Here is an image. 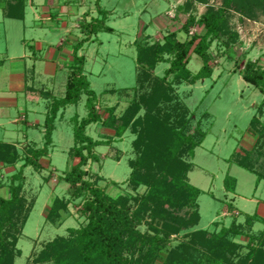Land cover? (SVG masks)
Wrapping results in <instances>:
<instances>
[{
  "label": "rangeland",
  "instance_id": "rangeland-1",
  "mask_svg": "<svg viewBox=\"0 0 264 264\" xmlns=\"http://www.w3.org/2000/svg\"><path fill=\"white\" fill-rule=\"evenodd\" d=\"M0 1V141L16 144L24 157L34 144L39 148L44 145L43 124L48 102L42 94L49 91L56 98L65 95L70 74L67 65L72 61L73 45L84 37L80 24L98 17L97 0H27L28 7L33 5V8H28L23 21L7 18L5 1ZM225 2L102 0L101 7L109 12L107 24L114 32L101 33L96 42L87 43L80 51L87 60L86 75L98 95L97 111L102 118H108L113 108L116 116L121 117L134 100L140 102L143 95L152 93L153 79L144 81L137 94L131 91L120 95L110 91L138 86L137 42L147 38L151 44H164L171 35H175L177 41L185 42L195 35H203L205 29L198 20L209 8H222ZM243 2L232 1V10H228L231 28L240 36L239 43L231 51L217 43L210 50L213 77L194 85L173 83V101H163L160 106V118L169 120L174 131L175 128L182 131L187 128L188 133L193 134L202 127L207 133L205 141L196 149L194 159L186 160L194 166L187 174L188 182L204 192L198 201L201 215L198 225L177 231L178 224L174 220L167 221L155 213L156 204L167 209L175 207L174 211H169L176 217L189 218L192 210L169 202L172 194L167 189L179 169L171 171L166 161L159 162L156 151H152L151 158L147 159L149 163L140 168L141 153L136 152L133 144L142 132L141 127L133 129L130 126L120 139L115 136V130L101 124L87 129L88 135L104 144L95 150L100 161H90L85 167L87 179L105 190L114 202L126 206L140 223L139 230L155 240L157 244L148 257L150 264H207L208 251L201 248L204 239L199 235L197 244L192 236H197L199 230L219 234L223 229H230L234 219L244 226V235L235 237V242L244 246L248 242L247 234L258 236L264 231L262 223L245 227L248 216L264 215V182L258 185L254 174L229 162L236 155L245 156L244 135L249 130L257 134L256 126L251 123L259 117L258 107L264 102V94L242 77L248 60L264 67V10L252 7L250 3L248 10ZM188 22L192 23L186 32ZM190 56L188 68L196 74L202 63L193 52ZM168 68V63L160 64L153 76L164 77ZM172 78L170 76L168 81L172 82ZM144 112L143 109L140 116ZM59 115L53 133L54 146L48 157L42 159L43 170L24 169L23 193L28 205H34L25 230L13 248L12 264H58V258L59 264H69L67 245L75 237L74 232L87 223L82 200L74 197L70 185L62 180L64 174L79 162L78 159L71 161L69 151L75 145L74 117L87 116L86 97L79 105L69 106ZM260 118L264 123V116ZM257 140L248 143V151L257 150ZM21 166L22 163L16 167L0 163V182L3 183L0 196H9L7 185ZM133 167L146 179L145 184L131 182ZM227 176L236 184L234 191L225 189ZM152 193L158 194L155 203ZM161 196L165 198L163 202ZM59 198L68 204H54ZM252 199L261 204L252 203ZM229 203L237 208L233 213L227 210ZM143 204L151 205L147 211H142ZM215 222L221 225L215 228ZM228 236L233 238L231 234ZM61 238L65 239L64 243L54 248ZM7 239L12 242L11 236ZM254 250L264 253V236L255 245L241 249L239 258L234 259L231 253L226 255L228 260L222 262L238 264V259ZM135 256H139V251Z\"/></svg>",
  "mask_w": 264,
  "mask_h": 264
},
{
  "label": "trees",
  "instance_id": "trees-1",
  "mask_svg": "<svg viewBox=\"0 0 264 264\" xmlns=\"http://www.w3.org/2000/svg\"><path fill=\"white\" fill-rule=\"evenodd\" d=\"M4 1V11L7 18L25 20L27 0ZM101 1L97 0L96 2L98 17L92 18L90 21L84 20L80 24L84 37L73 45L72 61L67 65L70 74L66 83L65 95L56 98L49 91L42 94L48 102V113L43 124L45 129L43 147L39 148L34 144L29 148L27 155L22 157L16 144L0 141V163L6 167H16L22 163L18 173L11 176V183L7 185L9 196H0V264H12L11 259L15 257L13 248L19 242L32 213L34 203L29 206L23 193L24 169L32 167L36 171L43 170L42 159L48 157L54 146L53 133L56 130L59 114L69 106L79 105L84 96L86 97L87 116L82 119H79L78 116L74 117L75 145L69 151L71 161L78 159L79 162L72 166L62 178L66 184L70 185L74 197L82 200V212L87 220L85 225L74 232L75 237L67 245L68 253L66 255L71 260L69 264H150L148 257L154 250L153 246L157 244L154 239L147 237L139 230L140 223L135 216L130 214L126 206L114 202L105 190L87 179L89 175L85 167L90 161H100L95 150L104 145L102 141L95 140L87 133V129L94 124L112 128L115 130V136L118 139L123 137L130 126L133 129L141 127L142 132L139 133V137L133 144L136 152L141 153L140 168L149 163H147V159L151 158L152 151H156L159 155V162L166 161L167 168L170 170L179 169L176 178L167 189L168 193L172 194L169 196V202L174 206L180 204V207L192 210L189 218L176 217L173 212L175 207L169 206V209L173 210L169 211V209L162 207V204H156L153 208L155 213L161 218H166L167 221L174 220L176 225L178 224L177 231L187 229L190 226L194 227L201 221L198 201L204 192L188 182L187 174L193 170L194 166L186 160L187 158L194 159L195 151L205 141L207 133L202 127L193 134H189L187 128L183 131L175 128L174 131L169 120L163 121L160 118L162 113L160 106L163 101H173V93H175L173 83L186 82L194 85L199 81L213 77L214 69L211 66L210 50L215 43L225 47L226 51L233 50V47L239 43L240 36L231 28L228 13V10H232L231 4L234 0H226L224 7L219 9L209 8L200 17L198 24L205 29L203 35H195L185 42L177 41L175 35L168 36L164 44H151V40L147 38L137 42L135 45L137 50L136 64L139 66L138 86L110 91L111 93L118 92L120 95H126L131 91L137 94L138 90L144 86V81L153 79L152 93L150 96L143 95L140 102L134 100L121 117L116 116L114 108L110 109L109 116L105 120L97 111L98 95L92 89L91 81L86 75V57L80 55L84 46L91 41L96 42L101 33L114 32V29L107 24L109 12L101 7ZM243 3H246L248 10L250 4L253 5L252 7L264 10V0H244ZM190 23L192 22H188L185 27L186 32H189L188 25ZM192 52L202 63L201 69L196 74H193L188 68ZM226 55L228 54L226 53ZM167 56L169 58H166ZM164 62L169 64L165 76L162 78L153 76L156 68ZM170 76L173 77L172 82L168 81ZM242 77L244 81L264 94V67L260 66L258 62L248 60ZM143 109L145 110L144 115L140 116ZM257 112L259 117H255L251 123L253 127L256 126L254 130L258 136L257 150L254 151L255 148L251 151L244 149L245 156L236 155L229 162L256 175L257 181L260 183L264 181V123L260 118L264 116V102L258 107ZM133 170L131 182L140 185L145 184L146 179L140 175L139 170H135L134 167ZM231 183L232 185H230ZM2 185L3 183L0 184V187ZM235 187L234 181L227 176L225 178L226 190L228 192L234 191ZM156 195L152 193L151 196L154 203L157 201L156 197L158 196ZM159 198H161V202L165 199L164 196ZM54 202V204H68L61 198ZM149 205L151 204H143L142 211H147ZM228 208L232 213L236 210L232 204H229ZM51 214L53 215L52 211L49 214L52 222ZM255 223L264 224V219L259 218L256 214L249 216L245 227L251 228ZM220 225V222L214 223L215 228ZM229 234L233 238L230 239ZM199 235L204 239V242H201L202 250L208 251L207 264H223V260H228L226 256L228 254L233 253L234 259L239 258V251L244 247L255 245L264 236V231L258 236L247 234L246 246L235 242V237L244 235V226L239 224L236 219L233 220L230 229H223L219 234L209 230H199L197 236H192L196 239L197 244H199L197 242ZM10 236L12 242L7 239ZM64 240V238L58 239L53 247L56 248L63 244ZM147 247L149 250L144 253ZM219 248L223 253L220 252ZM138 251L139 256L136 257L135 253ZM238 260V264H264V253L260 250H254L251 254L242 256ZM57 263L59 264V258Z\"/></svg>",
  "mask_w": 264,
  "mask_h": 264
},
{
  "label": "crops",
  "instance_id": "crops-1",
  "mask_svg": "<svg viewBox=\"0 0 264 264\" xmlns=\"http://www.w3.org/2000/svg\"><path fill=\"white\" fill-rule=\"evenodd\" d=\"M0 3H1V1H0ZM28 8H30V9H32L33 8V5H31L30 7H28L27 6V10H28ZM26 13H27V11H26ZM25 19H26V15H25ZM44 59V58H43ZM45 59H47V58H45ZM59 67H60V65H59ZM58 66H57V68H56V71H58L60 68H59ZM34 69H35V66H34ZM27 84H25V86H26ZM18 123V122H17ZM250 132V133H249ZM255 137H256V140H257V134H254V132H252L251 130H249L245 135H244V148L245 149H249L248 147H250V145L248 144V143H251V141H256L255 140ZM258 141V140H257ZM255 143V142H254ZM248 144V145H247ZM252 149V148H251ZM233 165H235V164H233ZM238 166V165H237ZM250 173V172H249ZM256 176V175H255ZM256 178H257V176H256ZM258 182V181H257ZM262 182H264V181H262ZM262 182H260V183H262ZM260 183H258V185L260 184ZM236 188V187H235ZM226 189V188H225ZM227 191V190H226ZM251 202L252 203H256L257 201H255L254 199H252L251 200ZM262 202H264V200H262ZM229 204H232V203H229ZM257 204H261V202L260 201H258L257 202ZM233 205V204H232ZM224 206L226 207V204L224 203ZM236 208V207H235ZM228 211H230L229 209H227ZM236 210H237V208H236ZM257 215V214H256ZM249 217V216H248ZM259 218H262V219H264V215L263 216H259ZM247 219V218H246Z\"/></svg>",
  "mask_w": 264,
  "mask_h": 264
}]
</instances>
